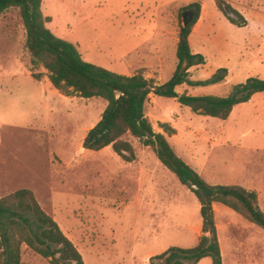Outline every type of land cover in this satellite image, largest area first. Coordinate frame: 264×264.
Returning a JSON list of instances; mask_svg holds the SVG:
<instances>
[{"label": "rangeland", "instance_id": "1", "mask_svg": "<svg viewBox=\"0 0 264 264\" xmlns=\"http://www.w3.org/2000/svg\"><path fill=\"white\" fill-rule=\"evenodd\" d=\"M193 1H202V7L206 2L216 12L211 31L220 40L194 43L206 63L189 69L191 79H208L228 62L229 47L242 38L217 12L214 0H52L50 8L45 0L43 10L52 17L49 28L74 43L85 60L121 74L143 71L163 84L177 68L174 42L186 18L182 9ZM226 1L245 16L246 25L256 10L264 12V0ZM25 41L19 10L12 7L0 18V196L32 189L85 264H151L152 256L174 244L194 246V228L201 219L197 196L164 164H155L152 147L132 135L126 138L151 166L142 183L137 182L139 166L123 160L111 146L84 152V136L101 119L107 101L62 94L42 66L35 70L40 80L33 78ZM128 50L133 53L125 57ZM246 80L233 73L218 84H184L177 91L228 95ZM263 101L264 92L254 102L236 105L224 120L197 114L176 98L153 95L147 115L156 131L163 132V123L176 128L169 142L190 166L203 170L208 182L213 184L217 176L216 182L243 185L244 176L264 179V117L257 120L255 115L256 104ZM234 213L219 217L224 248H236L229 233L243 228L259 246L264 244V229ZM22 262L51 264L26 244ZM207 263L212 264L211 257L201 264Z\"/></svg>", "mask_w": 264, "mask_h": 264}, {"label": "trees", "instance_id": "2", "mask_svg": "<svg viewBox=\"0 0 264 264\" xmlns=\"http://www.w3.org/2000/svg\"><path fill=\"white\" fill-rule=\"evenodd\" d=\"M214 1L232 24L239 27L247 24L245 16L228 1ZM42 4L43 0H0V18L12 7L19 10L33 78L40 80L41 73L35 70L42 66L48 71L53 86L62 94L100 97L107 101L101 119L85 135L83 147L101 150L111 146L123 159L132 161L135 146L126 138L132 135L152 147L160 161L197 196L201 204L202 234L199 243L189 248L171 246L152 256L151 264H198L205 257H211L212 264H223L213 204L223 203L264 229V210L260 207L258 193L240 184L208 182L178 155L169 142L166 134H176V128L163 123V132L156 131L147 115V107L154 94L176 98L197 114L225 120L236 105L248 102L255 93L264 91V79L249 77L235 85L228 95H192L177 91V87L184 84L194 87L218 84L225 81L228 75V69L222 67L208 79L190 78L191 67L206 63L205 56L194 53L190 44V35L201 16L202 1H193L182 9L186 18L182 20L178 32L177 68L163 84H156L143 71L132 75L121 74L85 60L74 43L57 36L49 28L52 17L44 13ZM187 11L191 14H186ZM24 244L49 259L51 264H85L76 244L54 217L44 210L30 188H20L0 196L1 264H23Z\"/></svg>", "mask_w": 264, "mask_h": 264}, {"label": "crops", "instance_id": "3", "mask_svg": "<svg viewBox=\"0 0 264 264\" xmlns=\"http://www.w3.org/2000/svg\"><path fill=\"white\" fill-rule=\"evenodd\" d=\"M44 4H45V0H43L42 8ZM51 5H52V0H49V8L51 7ZM238 7L239 8L243 7V9L245 8L244 6L242 7L238 6ZM244 11L248 12L247 10H244ZM217 12H221V11L218 9ZM215 13L216 12H214V9L212 6H209L208 4H206V2L203 3L200 19L196 23V26L198 25L199 27L195 26L193 32L190 35V44H191V47L194 53H200L199 50H195L194 45H193L194 43H197L198 40L200 39H203L206 42H212L213 44H216V40L218 39V37L215 34V32L211 31L213 28L212 16ZM232 25L234 26L233 27L234 30H237V32H239L242 35V38L239 43L233 44L229 47V50H231L229 52L231 53L230 54L231 57L228 59V62H222L218 66V69L222 67L227 68L228 77L233 75V73L235 74L238 73L239 76L243 75V77H246V79L249 77H259L260 78V75L264 74V49L262 48L264 45V37L262 34V32L264 31V12L260 10H256V13H254V16H253V20L251 21L249 20V23L246 26L239 27L234 24ZM162 29H163L162 25H160V30ZM177 41H178V38L175 39V42H174L175 45L177 44ZM132 53H133L132 50H128L126 54H124V56L128 57ZM227 54L228 53L226 52L225 55ZM258 62H260L261 64H257ZM123 74L132 75L134 73L123 72ZM263 92L255 93L248 102H244V103L247 104L250 102H254V99L256 98V96L259 93H263ZM153 95L154 94H152L151 96ZM156 97H159V96H156ZM255 108H256V111H255L256 119L259 120L262 117H264V101L256 104ZM94 125L95 124L89 127V129L92 128ZM166 136L168 137L169 135L166 134ZM87 150L88 149H85L84 152H87ZM143 153L147 154V157L153 156V153H149L145 151ZM141 158H142V155H140V153L136 151L135 149V158L132 161H127L123 159L126 162L137 164L139 166V171L137 174L138 183L143 182L144 178L146 177L147 171H149L151 167L147 161H144ZM155 164L157 165L159 164V166H162L163 163L158 158ZM196 169L200 171L199 173H204L202 169H199L198 167ZM216 177L217 176L214 177L215 180L213 181V184H223L220 182H216L218 181L216 180L217 179ZM242 186L246 187L249 190L257 191L260 207L264 210V179L260 178L257 175H251L250 177L244 176ZM213 206H214L215 218H216L218 234H219V239H220V244H221L223 264H231L229 259L232 260L233 262L232 264H257V260L260 264L261 263L264 264V244L259 246L255 241H253L252 237L249 236V233L246 232L245 228L241 229L242 233L238 232L240 231L239 229L237 231L232 230L229 233V235H231V242H234L236 245L235 246L236 248L233 249L235 253L230 250L227 251L224 248V241L221 235V231L223 230L224 226L220 224L219 217L222 216L225 219H228V217L234 216L235 210L232 211V208L220 202H215ZM200 209H201V204L199 202L198 210L200 211ZM237 214L239 213L237 212ZM239 215L242 216L241 214ZM236 218L239 219L240 217H236ZM228 225L229 226L234 225L232 220H228ZM242 230H245V231H242ZM194 234H195L194 246H196L199 243L200 236L202 234V216L194 228ZM172 246H180L184 248H189V247L183 246L182 244H178V243ZM152 255L153 253H149L147 256H149L150 258ZM206 258L208 257H205L202 260H200L198 264H201L202 262H204Z\"/></svg>", "mask_w": 264, "mask_h": 264}, {"label": "water", "instance_id": "4", "mask_svg": "<svg viewBox=\"0 0 264 264\" xmlns=\"http://www.w3.org/2000/svg\"><path fill=\"white\" fill-rule=\"evenodd\" d=\"M226 9H227L228 13L231 14L230 10L228 8H226ZM184 24H186V22H184Z\"/></svg>", "mask_w": 264, "mask_h": 264}, {"label": "flooded vegetation", "instance_id": "5", "mask_svg": "<svg viewBox=\"0 0 264 264\" xmlns=\"http://www.w3.org/2000/svg\"><path fill=\"white\" fill-rule=\"evenodd\" d=\"M186 14H191V11H187V13Z\"/></svg>", "mask_w": 264, "mask_h": 264}]
</instances>
